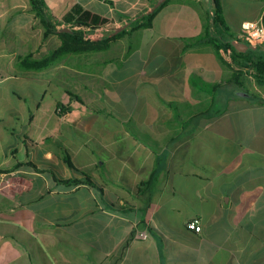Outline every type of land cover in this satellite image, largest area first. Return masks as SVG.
<instances>
[{"label":"crops","instance_id":"0c3cea01","mask_svg":"<svg viewBox=\"0 0 264 264\" xmlns=\"http://www.w3.org/2000/svg\"><path fill=\"white\" fill-rule=\"evenodd\" d=\"M152 1L45 0L56 19L79 4L116 28ZM220 1L233 36L264 19V0ZM214 11V0H170L151 29L125 36L134 46L120 38L33 70L25 58L62 40L44 37L30 0H0V264H264V129L245 147L236 122L264 110V91L249 103L214 47L193 42ZM67 156L101 188L71 183ZM195 219L201 233L187 228Z\"/></svg>","mask_w":264,"mask_h":264},{"label":"trees","instance_id":"16d2710c","mask_svg":"<svg viewBox=\"0 0 264 264\" xmlns=\"http://www.w3.org/2000/svg\"><path fill=\"white\" fill-rule=\"evenodd\" d=\"M159 0L152 1L150 3V9H146L140 15L134 18H127V28L116 36L107 37L99 42H88L84 40L83 32L79 29L80 27L99 28L111 24L112 20L108 17H104L100 14L84 9L82 5H75L62 19H56L50 12L45 0H30L31 5L41 23L45 28L44 37L47 38L50 35H58L62 40V46L59 50L50 54L49 56L41 60H31L32 57H26L25 60L28 66L33 70H45L51 67L55 62L63 58L68 54H82V53H94L102 52L109 49L110 42L118 40L127 35H131L140 30L151 29L154 25V20L159 12L169 3L170 0H166L159 8L153 13H149L151 9L155 7ZM214 16L212 18L211 27L206 33L193 40V42H204L209 43L215 49V52L228 66L234 69L235 80L233 81L238 87L245 91L248 97L255 99H261L258 94L251 93L240 80L246 77L247 70H254V82L256 86L264 90V46L251 48L246 52H240L233 46V41L236 35L230 34V29L226 25V21L223 16L222 4L220 0H214ZM123 18V17H122ZM63 29H70L71 32H61ZM212 29V31H211ZM230 46L232 49L233 63L229 64L225 61L222 56V49L225 46ZM216 105V104H215ZM58 108H63L59 105ZM226 108L222 107L219 111L207 114L209 118L221 116L225 113ZM65 112V109L58 112L60 115ZM65 162L67 166L74 172L77 173L78 178L71 183L76 185L88 184L97 186L94 179L87 173L79 170L74 166L69 156L66 157ZM158 169L151 176L147 183L141 186H147L149 190L156 183L158 179ZM101 188V187H100ZM141 188V187H140Z\"/></svg>","mask_w":264,"mask_h":264},{"label":"rangeland","instance_id":"374dc122","mask_svg":"<svg viewBox=\"0 0 264 264\" xmlns=\"http://www.w3.org/2000/svg\"><path fill=\"white\" fill-rule=\"evenodd\" d=\"M140 8V7H139ZM144 8L145 7H141L139 10H134L135 11V16H138L141 12H144ZM158 30H161L160 27L157 28ZM124 37L122 39H124V44L125 45H130V46H134V42L131 38H127ZM148 39H145L144 42H141V45L144 43H148ZM146 46L144 45L143 48H145ZM138 63V59L137 58H133L131 60V62L126 65L125 67V74L128 72V70H132L133 68L136 67ZM121 77H119L120 80ZM125 86V84L123 85ZM123 86H118L116 88H118L120 90V88H123ZM247 88L248 90H250L251 93H255L258 94L259 96H261V93H259V90L264 91L263 89H260L256 86L255 82L250 79V81L247 83ZM120 93V92H119ZM132 94L128 91L124 93V98L127 102V99L131 98ZM257 101V99L251 97L248 102H255ZM236 122L238 123V125L240 126V129L242 131L241 134H243L244 136V146L245 147H253V144H257V141H259L258 139L255 142V138L259 135L262 134L263 129H264V110H260V109H253V110H249L247 112H243L241 113L240 117H239V121L238 119L236 120ZM105 122L102 121L100 122L98 125L95 126L93 132L87 133L88 137L87 139H93V140H97L100 138V134L97 132L100 128L103 129V127L105 126ZM107 126V125H106ZM106 128V127H105ZM127 130L131 133L134 134L144 140H148L146 135L140 133L139 131L136 130L135 127V123L131 122L130 124H127L126 126ZM78 139L83 140V136L82 134H78ZM151 142V141H150ZM153 143V142H151ZM259 155H257L256 157H258Z\"/></svg>","mask_w":264,"mask_h":264},{"label":"built area","instance_id":"2783aa9c","mask_svg":"<svg viewBox=\"0 0 264 264\" xmlns=\"http://www.w3.org/2000/svg\"><path fill=\"white\" fill-rule=\"evenodd\" d=\"M114 27L111 24H108L103 27L99 28H90V27H78L76 29H79L83 32V37L85 41L88 42H99L107 37H109L113 32ZM234 41H238L240 43L247 44L250 47L257 48L264 46V19L258 20V21H246L241 25V29L236 35V38ZM222 56L225 59V61L229 64H232V49L230 46H225L222 51ZM247 76L250 77V79L254 80V70L250 69L246 71ZM63 108H58V112L62 111ZM187 228L191 231H194L195 233H201L202 232V226L199 223L198 220H192L187 224ZM138 238L141 240L147 239L146 233H140L138 234Z\"/></svg>","mask_w":264,"mask_h":264},{"label":"water","instance_id":"95a60500","mask_svg":"<svg viewBox=\"0 0 264 264\" xmlns=\"http://www.w3.org/2000/svg\"><path fill=\"white\" fill-rule=\"evenodd\" d=\"M166 0H159L157 2V4L155 5V7L153 9H151L149 11V13H153L157 8H159ZM127 26H122L120 28H115L114 32L110 35V37L112 36H116L117 34H119L120 32H122L124 29H126ZM61 32H71L70 29H63L61 30ZM233 46L240 52H246L247 50L251 49L252 47L248 46L247 44L244 43H240L238 41H233Z\"/></svg>","mask_w":264,"mask_h":264}]
</instances>
